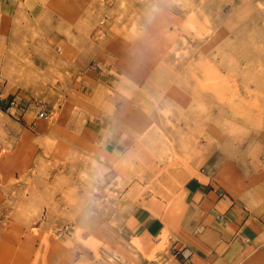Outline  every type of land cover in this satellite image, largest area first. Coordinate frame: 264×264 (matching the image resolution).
I'll return each mask as SVG.
<instances>
[{"label": "rangeland", "instance_id": "374dc122", "mask_svg": "<svg viewBox=\"0 0 264 264\" xmlns=\"http://www.w3.org/2000/svg\"><path fill=\"white\" fill-rule=\"evenodd\" d=\"M263 139L264 0H0V264H178L140 219L195 236Z\"/></svg>", "mask_w": 264, "mask_h": 264}, {"label": "crops", "instance_id": "0c3cea01", "mask_svg": "<svg viewBox=\"0 0 264 264\" xmlns=\"http://www.w3.org/2000/svg\"><path fill=\"white\" fill-rule=\"evenodd\" d=\"M258 152L261 180L244 194L235 184H229L224 191L206 181L204 174V179L191 176L184 182L186 203L202 227L195 236L177 233L186 218L175 210L142 217L138 228L141 236L147 238L158 234L166 217L167 229L170 228L179 245L190 253L185 264H263L258 255L248 259L253 253L264 251V141ZM227 203L230 204L224 210L222 205ZM243 240H247V245Z\"/></svg>", "mask_w": 264, "mask_h": 264}, {"label": "built area", "instance_id": "2783aa9c", "mask_svg": "<svg viewBox=\"0 0 264 264\" xmlns=\"http://www.w3.org/2000/svg\"><path fill=\"white\" fill-rule=\"evenodd\" d=\"M14 101L11 102L13 104ZM39 117L46 116L44 115L43 111H40L38 114ZM171 254L175 260H178V264H185L186 260L189 258L190 253L186 251V248L177 245L176 243H173L171 248H170Z\"/></svg>", "mask_w": 264, "mask_h": 264}]
</instances>
